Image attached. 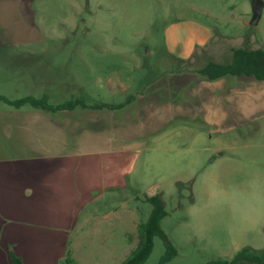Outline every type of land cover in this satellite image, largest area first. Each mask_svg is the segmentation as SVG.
<instances>
[{
	"label": "rangeland",
	"instance_id": "rangeland-1",
	"mask_svg": "<svg viewBox=\"0 0 264 264\" xmlns=\"http://www.w3.org/2000/svg\"><path fill=\"white\" fill-rule=\"evenodd\" d=\"M29 2L27 24L19 22L10 8L3 12L0 6V21L6 23L7 33L18 35L23 43L0 48V93L14 95L13 84L22 85L17 76L25 66L20 61H25L31 84L42 76L49 78L45 84L50 88L43 92L57 102L81 98L89 104L123 103L128 97L134 99L127 119L132 120L131 112L136 111L138 123L130 130L123 125L125 130L118 135L141 141L131 146L138 148L136 168L128 177L126 190L107 195L106 205L100 206L102 212L123 214L135 209L147 220L152 205L146 198L160 194L168 211L161 225L177 250L165 264L231 260L245 248L264 256V88L237 94L242 95L237 99L238 110L249 109L251 117L230 119L224 115L217 126L202 118L175 116L166 107L154 113L156 107L150 110L139 104L180 99L189 109H196L199 100L191 93L203 79L199 68L211 61L230 63L233 48H264V0ZM258 3L262 15L252 20ZM205 38L207 45L196 51L194 47L188 60L180 59ZM29 51L49 56L15 57L13 62L3 56ZM38 87L35 91L21 88L17 96L40 92ZM139 96L143 98L137 102ZM172 114V122L163 131L150 132ZM229 123L236 125L228 128ZM101 125L97 122L89 129L105 130L108 135L115 132L113 125L100 129ZM116 216L106 225H110L108 231L85 228L79 236L80 256L102 262L135 246L137 239L131 240L129 233L136 234V228L126 215L121 220ZM165 252L164 241L155 237L144 264H160Z\"/></svg>",
	"mask_w": 264,
	"mask_h": 264
},
{
	"label": "crops",
	"instance_id": "crops-1",
	"mask_svg": "<svg viewBox=\"0 0 264 264\" xmlns=\"http://www.w3.org/2000/svg\"><path fill=\"white\" fill-rule=\"evenodd\" d=\"M29 4V0H0L3 12L10 8L21 23H26L25 9L27 6L29 9ZM5 25L0 21V48L22 45L18 35L7 33L9 31ZM207 44L208 38L196 42L183 57L179 56L180 59L188 60L198 47ZM48 54L29 51L5 53L3 56L11 57L13 62L15 57L45 58ZM20 62L25 64L22 66L24 68L19 67L17 76L22 85L13 84L11 89L14 95L0 94L10 99L27 95L47 96L51 104H61L54 96L43 92L45 88H50L45 84L49 78L42 76L31 84L28 62ZM11 70L15 71V68ZM244 77L246 75L226 76L212 81L200 79L199 85L194 84V93H191L199 100L196 109H189L180 99L158 103L144 100L139 104L150 110L156 107L154 113L156 109L166 107L175 116L202 118L206 124L217 126L224 115L230 119L252 116L248 114L249 109L238 110L237 99L242 95L237 94H246L256 87L263 89L264 80L250 76L252 78L246 81ZM38 85L40 92L17 96L21 88L35 91L39 89ZM141 98L143 96L136 97L137 102ZM133 100L115 109L77 106L74 109L48 111L29 104L16 107L0 99V264H12L13 256L23 264H61L68 255L77 264H122L137 246L138 225L143 221L138 210L129 209L122 214L117 210L102 212L100 208L106 205L108 194L128 188V177L136 168L138 148L131 146L141 141H128L120 136V130H125L124 126H130V130L138 123L134 115L136 111L131 112L132 120L127 119V111L133 110ZM225 105L227 108L223 109ZM173 115L165 117L162 122L157 120L159 127L150 132L163 131L172 122ZM97 122L102 123L100 129L113 125L115 132L108 135L105 130L89 129ZM227 125L233 128L236 124ZM115 213L119 220L126 215L129 223L136 228V234L129 233L131 240L134 237L137 239L135 246L124 255H114L102 262H91L85 256H80V234L85 232L86 227L99 233L108 231L110 225H106L112 222Z\"/></svg>",
	"mask_w": 264,
	"mask_h": 264
},
{
	"label": "trees",
	"instance_id": "trees-1",
	"mask_svg": "<svg viewBox=\"0 0 264 264\" xmlns=\"http://www.w3.org/2000/svg\"><path fill=\"white\" fill-rule=\"evenodd\" d=\"M233 60L230 63L222 64L211 61L205 66L199 68L197 72L206 80H217L226 76H253L258 80H264V48H233ZM0 99L5 102L21 107L25 104H29L34 108H41L48 111H57L64 109H74L77 106L84 108L94 109H115L123 107L125 104L132 101L133 97L127 98V100L120 104H109L103 102H97L92 105H87L80 98L70 99L67 102L61 104H51L47 96L36 97L33 95H27L18 99H10L0 94ZM146 200L151 203L152 210L147 220H143L138 225V243L137 246L130 252L128 257L122 262V264H144L151 255L154 248L155 237H160L166 246V252L162 257L160 264H165L172 259L177 250L171 243L168 235L163 230L161 221L168 215V211L165 207V202L160 194H154L147 196ZM264 264V256L257 253L256 250L245 248L237 252L233 259H220L212 261L209 264ZM12 264H23L22 261L13 256ZM61 264H77L76 260L68 255Z\"/></svg>",
	"mask_w": 264,
	"mask_h": 264
},
{
	"label": "water",
	"instance_id": "water-1",
	"mask_svg": "<svg viewBox=\"0 0 264 264\" xmlns=\"http://www.w3.org/2000/svg\"><path fill=\"white\" fill-rule=\"evenodd\" d=\"M261 15H262V5H261V3L254 4V18L252 20H254L255 18H260Z\"/></svg>",
	"mask_w": 264,
	"mask_h": 264
}]
</instances>
